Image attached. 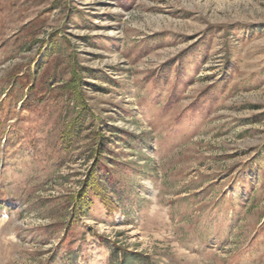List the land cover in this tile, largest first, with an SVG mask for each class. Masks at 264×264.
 I'll return each mask as SVG.
<instances>
[{
	"label": "rangeland",
	"instance_id": "obj_1",
	"mask_svg": "<svg viewBox=\"0 0 264 264\" xmlns=\"http://www.w3.org/2000/svg\"><path fill=\"white\" fill-rule=\"evenodd\" d=\"M124 263L264 264V0H0V264Z\"/></svg>",
	"mask_w": 264,
	"mask_h": 264
},
{
	"label": "trees",
	"instance_id": "obj_2",
	"mask_svg": "<svg viewBox=\"0 0 264 264\" xmlns=\"http://www.w3.org/2000/svg\"><path fill=\"white\" fill-rule=\"evenodd\" d=\"M91 177H92V175L90 176V178H91ZM102 180H104V178H103V177H99V178H97V179H93L91 183H89V184H88V183L85 184L86 187H87V188H85V192H87L88 188H92V187L95 188V185H97L98 183H101ZM85 194H86V193H85ZM99 195L102 196V195H103L102 192H100ZM79 197L81 198L80 201H83L85 195H82V194H81ZM81 203L84 204L83 202H80V204H81ZM124 264H125V263H124ZM126 264H127V263H126Z\"/></svg>",
	"mask_w": 264,
	"mask_h": 264
}]
</instances>
